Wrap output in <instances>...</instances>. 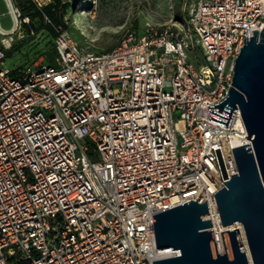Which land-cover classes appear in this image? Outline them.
Wrapping results in <instances>:
<instances>
[{
  "label": "built area",
  "instance_id": "built-area-1",
  "mask_svg": "<svg viewBox=\"0 0 264 264\" xmlns=\"http://www.w3.org/2000/svg\"><path fill=\"white\" fill-rule=\"evenodd\" d=\"M0 21V264H154L153 216L208 202L218 255L227 254L216 196L238 174L230 140L253 141L239 105L231 127L209 120L233 88L236 59L264 29V0H197L183 29L127 31L97 52L57 26L55 64L6 66L36 36L16 0ZM43 9L53 0H32ZM48 23L51 20L45 16Z\"/></svg>",
  "mask_w": 264,
  "mask_h": 264
},
{
  "label": "water",
  "instance_id": "water-1",
  "mask_svg": "<svg viewBox=\"0 0 264 264\" xmlns=\"http://www.w3.org/2000/svg\"><path fill=\"white\" fill-rule=\"evenodd\" d=\"M233 88L212 108L209 120L231 127L237 105L247 128L248 139L242 146L230 140L238 174L228 179L220 149H216L223 172L224 186L215 195L223 226L240 223L239 229L223 232L227 254L218 255L208 202L191 200L153 216L158 254L177 251L178 257L153 261L154 264H264V29L254 30L251 41L236 59ZM248 251V252H247Z\"/></svg>",
  "mask_w": 264,
  "mask_h": 264
},
{
  "label": "rangeland",
  "instance_id": "rangeland-1",
  "mask_svg": "<svg viewBox=\"0 0 264 264\" xmlns=\"http://www.w3.org/2000/svg\"><path fill=\"white\" fill-rule=\"evenodd\" d=\"M196 1L98 0V4L99 2H105V6L93 9V5H95L93 0H63V4H68V8L61 9L60 14H64V22L83 44L86 45L85 38L90 37L89 43L94 50L106 52L114 49L119 44L122 36L129 30H135L139 34L151 28L161 30L172 26L176 29V22L181 23V25L186 24L189 17V8ZM21 2H25V0H16L19 7ZM113 19L122 20L111 25L107 32L106 43L94 44L90 42L92 36L96 35L98 27L107 20ZM0 21L3 29L7 32L12 31L16 25L11 15V9L4 0H0ZM46 22L48 23L47 20ZM41 25V20L38 18L34 27L38 30ZM23 40L16 39L13 46ZM49 42L50 38L47 32L45 30L39 31L25 47L7 57V68L15 70L19 67H25L38 57L45 56L44 53L49 51V46L51 49L54 48V42L52 45Z\"/></svg>",
  "mask_w": 264,
  "mask_h": 264
},
{
  "label": "trees",
  "instance_id": "trees-1",
  "mask_svg": "<svg viewBox=\"0 0 264 264\" xmlns=\"http://www.w3.org/2000/svg\"><path fill=\"white\" fill-rule=\"evenodd\" d=\"M95 2V5H93V9H96L98 7L102 8L105 6V2H99L98 0H93ZM20 8L22 9L24 16H29L31 17L32 21L34 22L35 26V21L39 18L41 20V27L37 30L36 32L38 33L39 31L45 30L47 32L48 37L50 38V44L52 45L54 42V39L57 38L58 32L56 31L57 26L63 25L64 27H68L66 23L64 22V14H60L61 9H67L68 4L64 3L63 0H53V2L49 5H47L44 9L43 12L38 10V8L33 4L32 0H25V2H21ZM45 16H47L52 23H47ZM186 22V21H183ZM55 26V27H54ZM35 28V27H34ZM32 39H34V36L28 37L26 40L21 41L19 44L14 45L12 47V50L8 51V56H11L12 53L18 52L21 50V48L25 47ZM107 41V34L100 44H104ZM45 59L47 62L54 64L55 59L57 57V52L55 48H50L49 46V51L44 53Z\"/></svg>",
  "mask_w": 264,
  "mask_h": 264
},
{
  "label": "bare ground",
  "instance_id": "bare-ground-1",
  "mask_svg": "<svg viewBox=\"0 0 264 264\" xmlns=\"http://www.w3.org/2000/svg\"><path fill=\"white\" fill-rule=\"evenodd\" d=\"M120 20H122V19H119V20H115V19L107 20L105 23L101 24L98 27V29H97L96 35L92 36V40L90 42H92L94 44L103 42V40H104L108 30L110 29L111 25H113L115 23H119ZM176 27L178 29H183L184 28V27H182L181 23H178V22H176ZM237 228H239L243 232V228L241 227V225H238ZM248 257H249L250 263L252 264V259H251V256L249 255V252H248Z\"/></svg>",
  "mask_w": 264,
  "mask_h": 264
}]
</instances>
